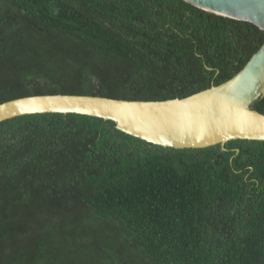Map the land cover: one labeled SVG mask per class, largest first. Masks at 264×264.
<instances>
[{
	"label": "trees",
	"instance_id": "trees-1",
	"mask_svg": "<svg viewBox=\"0 0 264 264\" xmlns=\"http://www.w3.org/2000/svg\"><path fill=\"white\" fill-rule=\"evenodd\" d=\"M263 43L254 23L185 0H0V103L186 97ZM251 107L264 113V95ZM225 148L77 113L1 121L0 264H264V140Z\"/></svg>",
	"mask_w": 264,
	"mask_h": 264
},
{
	"label": "water",
	"instance_id": "water-1",
	"mask_svg": "<svg viewBox=\"0 0 264 264\" xmlns=\"http://www.w3.org/2000/svg\"><path fill=\"white\" fill-rule=\"evenodd\" d=\"M205 11L264 30V0H185ZM264 95V43L225 82L186 97L120 99L84 94H37L0 103V122L34 113H77L113 120L116 127L172 148H203L230 140H264V113L251 107Z\"/></svg>",
	"mask_w": 264,
	"mask_h": 264
},
{
	"label": "flooded vegetation",
	"instance_id": "flooded-vegetation-1",
	"mask_svg": "<svg viewBox=\"0 0 264 264\" xmlns=\"http://www.w3.org/2000/svg\"><path fill=\"white\" fill-rule=\"evenodd\" d=\"M246 217H249V216H246ZM256 217L257 216H253V217H251L250 216V218L249 219H247L246 221H244L243 222V224H244V229H250L251 231H253V227H255L256 226V224H257V222H256ZM257 218H259V217H257ZM241 221V220H240ZM242 222V221H241Z\"/></svg>",
	"mask_w": 264,
	"mask_h": 264
}]
</instances>
